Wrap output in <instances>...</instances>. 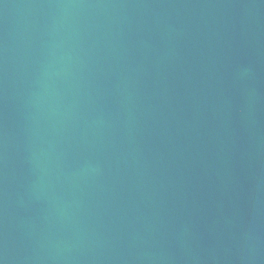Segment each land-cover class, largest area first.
<instances>
[{
    "label": "water",
    "instance_id": "1",
    "mask_svg": "<svg viewBox=\"0 0 264 264\" xmlns=\"http://www.w3.org/2000/svg\"><path fill=\"white\" fill-rule=\"evenodd\" d=\"M0 264H264V0H0Z\"/></svg>",
    "mask_w": 264,
    "mask_h": 264
}]
</instances>
